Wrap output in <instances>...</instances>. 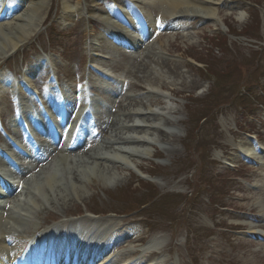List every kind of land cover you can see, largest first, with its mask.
I'll return each mask as SVG.
<instances>
[{"label": "rangeland", "instance_id": "1", "mask_svg": "<svg viewBox=\"0 0 264 264\" xmlns=\"http://www.w3.org/2000/svg\"><path fill=\"white\" fill-rule=\"evenodd\" d=\"M64 1L72 5L69 16L67 11L63 13ZM116 1L45 0L48 11L37 32L0 61V76L11 83L26 78L40 85L38 80L50 67L61 83L73 84L92 73L89 64L108 72L116 86L119 75H127L124 94L114 100L113 84L105 90L93 89L107 99L95 114L102 130L98 126L100 136L78 152L87 161L95 159L111 167L114 180L104 183L93 175L84 178L81 187L86 194L77 196L67 183L74 163L63 170L59 166L60 183H65L68 197L61 204L56 198L54 203L36 199L38 207H29L21 222L45 229L83 217L97 222L109 219L115 227L105 239L113 245L111 252H125L126 258H135L139 248L156 235L161 236L155 259L159 264H264V209L262 212L252 201L259 198L264 208V0H199L216 14L205 15L200 7L190 14L184 34L160 35L158 42L147 47L136 42L130 53L123 52L120 45L110 49L102 38L106 29H122L99 19L101 12L105 18L111 15L107 6L114 9ZM159 2L141 4L157 24L167 18ZM88 40L93 45L89 53ZM160 44L164 49L158 51ZM44 56L52 57L49 67L40 64ZM176 64L186 75L187 85L176 81L175 73L169 77V69ZM146 66L149 73H155L152 76L160 78V89L150 92L134 78L133 73ZM94 75L88 78H96ZM192 80L195 83L189 86ZM8 90L7 84L0 89V113L6 128L11 117ZM146 107L155 114L132 113L133 108ZM125 119H131L133 126L124 124ZM118 132L149 142L124 147L137 153L126 162L108 159L102 152L104 147L118 146L112 139ZM44 152L53 157L66 153L62 147ZM70 157L69 162L75 159ZM30 160L23 166L30 171L27 183L52 163ZM80 169L85 176L91 174L88 166ZM248 180L261 188L251 190L245 184ZM27 188L24 193L41 196ZM18 196L0 203L6 214L12 210L19 214L22 201L29 203L23 197L18 201ZM143 203L146 205L139 208ZM245 215L254 218L258 237L249 238L241 232H250L243 227ZM139 236L143 240H137ZM148 261L145 257L138 264Z\"/></svg>", "mask_w": 264, "mask_h": 264}, {"label": "bare ground", "instance_id": "2", "mask_svg": "<svg viewBox=\"0 0 264 264\" xmlns=\"http://www.w3.org/2000/svg\"><path fill=\"white\" fill-rule=\"evenodd\" d=\"M135 1H137V3L141 5V3L146 0H135ZM150 1L153 4L154 3L156 4V0H150ZM159 1L160 2L158 4H161V10L164 13V15H167V21L170 23L171 22L179 23L182 21H186L187 17H189L190 14H196L198 12L196 9L200 7L202 9L203 14L205 15H215L216 14L215 9H212L208 6H204L203 4L199 2V0H159ZM9 3L11 4V7L9 9H6L5 11H2V7H0V16L9 15L8 13L12 10L13 5L16 4V2H13V1ZM115 3H118V4L121 3L123 6L128 7L127 4H125V2L122 0H117ZM71 6L72 5L69 4L67 1H64L63 13L65 14V11H67L68 16L72 14L71 12H69L72 9ZM47 9L48 7H47V4H45V0H36V1L32 0L28 8H26L21 14H15L13 17H11L10 19L11 22H8L7 20L0 22V60L3 59L4 56L8 55L9 52H13V50L23 45L25 41H27L30 37H32L37 32L40 25L42 24L43 19L46 16V12L48 11ZM101 13H100V16L102 18L101 17L99 18H101L102 20L104 19V21L106 22L112 21V24L116 26L120 25L119 20L116 19V17H118L117 14L113 15V18H114L113 19L109 16H106L105 18L101 15ZM4 18L6 19V16ZM128 20L132 22L134 25L136 22L139 24L142 23L141 18L136 15V12L133 9L129 11ZM122 24H125L126 28L133 35H135L134 37L136 39L135 38L134 40L132 39L133 42H139L140 40H137V38H140L142 36L141 33L145 35V33H147L148 30L150 31L151 29V27H149L147 28V30H141L139 31L140 32L139 34H136L135 33L136 29L134 28L130 29L129 25L126 22H122ZM93 35L94 34L92 33L91 38ZM103 37L108 42L115 41L114 36L108 34L107 32H103ZM158 41H159V38H156L154 41H152V43L158 42ZM110 45L111 43H108L109 48L111 47ZM87 46L92 47L93 45H90V42H88ZM157 48L159 49L158 51L164 49L163 45L161 44ZM49 60L50 59H48V61L46 60V62H49ZM149 69L150 68L146 66L142 69L140 73L136 72V73H133V75H134V78L138 80L140 83L147 85L148 86L147 89L150 92H153L156 89H160L157 86L160 83V78L158 77L156 78L155 76H152L155 73L153 72L149 73ZM178 69L179 68L177 64L174 65L171 69H169L170 70L169 77L172 78V75L175 73L176 81L181 80L180 84L187 85L188 81H187L186 75L182 72H179ZM5 82L6 81L4 80V78L0 77V88ZM17 82H20L18 85H21L23 81L18 80ZM194 83L195 81L192 80L189 83V86ZM18 85L12 83L10 86L11 90L9 93H11V95H13L14 98H15L14 95L16 94V91L19 88ZM144 93H148V92H144ZM150 112L154 113V111H152L149 107L148 108L146 107V110H139L137 108H133L132 110V113L134 114H143V113L147 114ZM122 121L124 122V120ZM131 121H132L131 119H128V120L125 119L124 124L128 125L129 122ZM123 122H120V123L123 124ZM132 123L133 122L130 123V126H133ZM112 137H113L112 139L115 142L119 143L118 146L104 147V152L102 153L104 155H107L106 157L108 159H111L112 157H114L115 159H119L125 162L128 160L129 156H131L132 154H137V153L136 151H128L129 149L125 150L126 148L124 147L132 148L135 145L145 146V144L149 142L148 141L149 139L147 138L146 139L130 138V137L124 136V134H120V132L115 133V135L113 134ZM148 138H152V137H148ZM117 143H115V145H117ZM127 153L129 154L126 155ZM69 156H72V158L74 157L75 159L69 162L68 160ZM72 158L70 157V159ZM51 161L52 163L46 169H43L41 172H39V174L36 175L34 178H32L30 181H28V183L24 182V184H26V187L22 186L21 190H23V192L18 196L17 200L20 201L22 200L21 197H23L24 199H27L29 203H25V201H22L23 202L22 205L24 206L21 207V209L19 210V214H17V211L15 210H12L10 214H6L4 216L0 214V234L1 235L5 234L7 237L6 243H3V240L0 239V258H3V260H1L2 262H5L8 259V258L4 259V257L8 254L9 250H12L11 257L15 258L16 260L18 257H20L19 254L21 252V249L24 246V243L22 245V242H21L22 236L18 235L17 237H14V236H10L9 233L12 230L19 231L18 228L21 229L22 227L23 229L27 228L26 230H23V232H29V231L34 232L29 236H32L31 238L34 237L36 242L39 240L42 241V238L39 237V234L40 236L51 235V232L53 230L51 237H53L54 239L52 240L53 241L55 240L56 242L55 243L56 250L60 249L58 246L59 244L60 245L61 244L70 245L72 243H75L73 244V250L76 252L77 256H87L88 258H91L93 255L96 257L98 254H100L103 251H105V253L107 252V249H108L107 246H108V242L110 239H105V238L106 236H108L109 230L113 229V227L115 226V224L112 221H109V219H101L99 222H97V220L93 218L83 217L77 221H70L69 223H63L61 224L60 227L58 226L54 227L52 230H49V231L48 229L43 230V231H38L39 230L37 229L38 227L31 226L29 223H27L26 225H23V223L21 222L22 220H24L23 217L25 218L27 217L28 210L30 209L29 207H32V205H35L38 207V203L36 199L43 198L44 200L45 198V201L48 200L50 203H54L53 199L56 198V202H59V204H61L60 201L63 202L68 197L69 194H68L67 189H65V183L63 186L60 183L63 177L60 176L59 166L63 170L65 166H69V164L74 163V169L72 168V171H70L68 174L67 183H69L70 189L71 188L73 189V192L70 190L71 193H74L77 196H81L83 193L86 194L85 190L81 187V186H84L83 184L84 178L88 179L89 176L93 175L95 179H100L104 181V183L112 182L115 178L114 171L112 170L111 167H109L108 165L99 164L97 163L95 159L87 161L86 157L82 155L81 153H78L76 155H69L68 153H64L63 155H57L53 157ZM87 166L90 168L91 174L85 176L83 171H81L80 168L82 167L85 168ZM82 175H84L85 177H83ZM31 177H33V175ZM29 179L30 178L26 179V181ZM26 188L33 189L34 191L39 193L41 196L39 197L34 196V195L30 196L28 193H24V190ZM252 201H253V205L259 206L260 210L263 212L264 208L260 206L259 198H254ZM19 204L16 206L17 208ZM244 224L245 225L248 224L249 226L246 225L247 229L252 230L253 227H251V223L249 221H247V223H244ZM67 226L69 227V231H70L69 237H59L58 239L57 236H59L58 235L59 232L61 234L62 227H67ZM94 227L96 229L93 230ZM102 227L104 228L100 229ZM99 230H103V232H100ZM35 232H37L36 235H34ZM112 236H114V234ZM116 237L117 235L115 236V238ZM72 239H77V241L79 242L86 241V240H88L89 242L96 241L97 244L94 245L93 249L89 248L88 246L87 248H83L77 245L76 242H72ZM137 240L139 241L143 240V236L137 237ZM160 241H161V236H156V235L151 236L147 240L146 244L142 245L139 248V251H137L139 258L137 261H135V263L138 261L140 262L145 257H148L149 261L147 262V264H159V262H157L155 259H156L157 252L160 250V247H159ZM91 244H95V243H91ZM19 247L21 248L18 250ZM49 250H51L50 244H49L48 251ZM46 253L47 252L45 251L44 256H43L45 262L48 259H51V256L48 255V253L47 254ZM108 253H109V257L106 256L107 258L105 257L104 259L101 260V262L97 261L98 262L97 264H110L111 259H114L113 261L115 264H121L122 261H125L126 259L125 252L115 255V257L113 258H112V254L109 251ZM93 259L94 258H92L91 260ZM36 264H39V263L37 262Z\"/></svg>", "mask_w": 264, "mask_h": 264}]
</instances>
